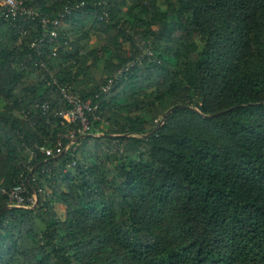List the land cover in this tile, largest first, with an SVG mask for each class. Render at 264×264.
<instances>
[{"label": "trees", "instance_id": "trees-1", "mask_svg": "<svg viewBox=\"0 0 264 264\" xmlns=\"http://www.w3.org/2000/svg\"><path fill=\"white\" fill-rule=\"evenodd\" d=\"M22 1L76 8L39 48L0 17V264H264V0ZM137 58L73 143L50 71L89 95Z\"/></svg>", "mask_w": 264, "mask_h": 264}, {"label": "built area", "instance_id": "built-area-1", "mask_svg": "<svg viewBox=\"0 0 264 264\" xmlns=\"http://www.w3.org/2000/svg\"><path fill=\"white\" fill-rule=\"evenodd\" d=\"M76 7L75 6H66L64 11L59 12L55 17L43 16L38 13L34 8L26 6L22 0H0V17L10 18L15 20L19 15H24L32 20L39 21L41 27L43 28V35L40 36L36 41L32 43L33 47L39 48L40 43L43 42L46 35L50 36L52 40L58 41V33L51 26H58L61 21L71 15ZM14 24V23H13ZM16 25V24H14ZM25 30L22 28L21 33L23 34ZM25 33V32H24ZM69 45L68 41H65ZM57 47L54 49V55L57 54ZM37 50V53H41V50ZM146 56H152V50L147 48L143 53L141 58ZM141 58L129 61L124 67L117 70L115 76L106 77L105 82L100 86L99 90L95 91L92 94L84 95L83 93L74 90L72 84L69 81H63L61 78H58L50 71V78L47 80V84L57 91V98H55L54 103L58 104V110L55 112V115L60 117V123H77L79 124L78 129H72L67 134L66 137H72V142L75 143L78 138L77 133L84 134L85 132L92 130V124L89 121V116H93L95 119H100V114L97 112L100 103L95 102L96 98H99L103 94L110 93L116 85L117 80L127 73ZM41 67L46 68L47 64L44 60L41 59ZM74 71V70H72ZM51 102L42 103L41 107L44 112L49 111ZM37 105L40 103L37 102ZM104 121V119H103ZM25 152L29 156V161L32 158H36L39 152L45 154H54L55 152L61 153L68 150L69 145L64 146L61 141L53 147H48L46 145L34 144V146L24 145ZM75 163H73L74 165ZM42 190V189H40ZM2 191L6 192L9 198V202L15 206H25L36 203L38 200L37 193L34 192L33 195L29 196L28 186L25 181L20 184L15 185L10 189L2 188ZM47 189L45 190V193Z\"/></svg>", "mask_w": 264, "mask_h": 264}, {"label": "water", "instance_id": "water-1", "mask_svg": "<svg viewBox=\"0 0 264 264\" xmlns=\"http://www.w3.org/2000/svg\"><path fill=\"white\" fill-rule=\"evenodd\" d=\"M230 109H227V110H222V111H219V112H216L210 116H216V115H219L220 113H223V112H226V111H229Z\"/></svg>", "mask_w": 264, "mask_h": 264}, {"label": "rangeland", "instance_id": "rangeland-1", "mask_svg": "<svg viewBox=\"0 0 264 264\" xmlns=\"http://www.w3.org/2000/svg\"><path fill=\"white\" fill-rule=\"evenodd\" d=\"M5 101L4 100H0V109L1 108H3L4 106H5ZM107 123L105 122V125H106Z\"/></svg>", "mask_w": 264, "mask_h": 264}]
</instances>
